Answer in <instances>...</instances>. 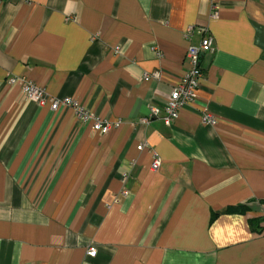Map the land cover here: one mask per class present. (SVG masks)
<instances>
[{"label": "crops", "instance_id": "0c3cea01", "mask_svg": "<svg viewBox=\"0 0 264 264\" xmlns=\"http://www.w3.org/2000/svg\"><path fill=\"white\" fill-rule=\"evenodd\" d=\"M190 25L214 39L196 102L140 122L186 73ZM0 264H264V0H3Z\"/></svg>", "mask_w": 264, "mask_h": 264}, {"label": "built area", "instance_id": "2783aa9c", "mask_svg": "<svg viewBox=\"0 0 264 264\" xmlns=\"http://www.w3.org/2000/svg\"><path fill=\"white\" fill-rule=\"evenodd\" d=\"M3 0H0V5ZM214 12L212 17H218L217 7L213 6ZM194 32H198L202 35V40L199 45H190L187 51V60H188V69L183 75L180 84H178L171 91L167 103L162 107L153 106L150 107L148 114L140 119L142 123H149L154 117L161 116L162 111L164 112L162 119L165 124L171 125L178 116L179 111L185 107L191 106L197 100V91L200 85V79L204 74V67L202 65V58L205 54L213 51L214 39L209 33V30L206 27L190 25L186 30L187 37L191 38ZM119 49L117 48V51ZM160 77V71L146 74L145 78L158 79ZM19 78L10 79L11 83H17ZM23 92L28 98H31L38 102L40 105H45L50 103L53 110H57L60 107L72 108L76 111L77 115L84 119H90L92 116L82 107L78 101L71 97L57 98L52 95H49L46 90L42 87L37 86L31 81H25L23 85ZM216 117L209 113L204 112L202 115V123L213 125L216 123ZM112 127V123L108 120L101 121L96 119L94 123V129L100 133H107ZM145 144H140L138 148L141 150L145 148ZM162 161L157 153H154V159L151 164L152 169L157 170L161 166ZM97 250L95 247H90L87 251V254L90 256H95Z\"/></svg>", "mask_w": 264, "mask_h": 264}]
</instances>
